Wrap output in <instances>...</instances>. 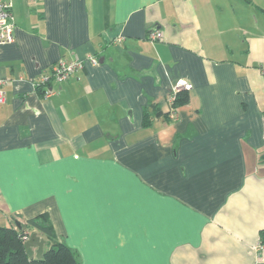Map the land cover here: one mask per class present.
Returning <instances> with one entry per match:
<instances>
[{
	"label": "crops",
	"instance_id": "obj_1",
	"mask_svg": "<svg viewBox=\"0 0 264 264\" xmlns=\"http://www.w3.org/2000/svg\"><path fill=\"white\" fill-rule=\"evenodd\" d=\"M9 1L0 226L47 213L79 264H260L264 0ZM87 56L58 93L33 85Z\"/></svg>",
	"mask_w": 264,
	"mask_h": 264
},
{
	"label": "trees",
	"instance_id": "obj_2",
	"mask_svg": "<svg viewBox=\"0 0 264 264\" xmlns=\"http://www.w3.org/2000/svg\"><path fill=\"white\" fill-rule=\"evenodd\" d=\"M38 89L42 87H37ZM188 102V94L179 91L175 95L173 107H180ZM158 112L156 107L151 106ZM150 126V114L145 112L143 127ZM264 162V154L261 155ZM33 231V232H32ZM37 232L44 239V251L40 259L30 258L24 247V237L29 238ZM261 241L264 242V231L261 232ZM0 264H79L75 252L69 249L55 235L47 213H43L27 220L16 227L0 226Z\"/></svg>",
	"mask_w": 264,
	"mask_h": 264
},
{
	"label": "built area",
	"instance_id": "obj_3",
	"mask_svg": "<svg viewBox=\"0 0 264 264\" xmlns=\"http://www.w3.org/2000/svg\"><path fill=\"white\" fill-rule=\"evenodd\" d=\"M29 2H36L38 0H28ZM12 3L9 0H0V46L11 44L14 41L13 31H14V19L11 13ZM161 32L150 33L148 38L150 41H157L161 39ZM123 40L122 36H117L112 44H119ZM88 61L92 65H97L98 60L94 56H87L84 59L74 58L68 61H60L51 66V75L50 77L41 76L35 84V88L42 87L43 97L47 98L53 94L58 93L57 90L48 87L50 80H53L57 84H61L67 81L73 74L81 70L84 66V62ZM5 81L0 79V103L5 101V91L3 85ZM193 88L192 84L186 80L180 79L176 84L171 88L169 94V117L174 120L177 116L176 107H173L172 104L175 100V95L179 91L189 92ZM28 238L24 237L23 240L26 241ZM257 252V260L260 264H264V242L259 241L255 246Z\"/></svg>",
	"mask_w": 264,
	"mask_h": 264
},
{
	"label": "water",
	"instance_id": "obj_4",
	"mask_svg": "<svg viewBox=\"0 0 264 264\" xmlns=\"http://www.w3.org/2000/svg\"><path fill=\"white\" fill-rule=\"evenodd\" d=\"M24 247L30 258L40 259L44 251V240H41L36 233H32L24 242Z\"/></svg>",
	"mask_w": 264,
	"mask_h": 264
}]
</instances>
